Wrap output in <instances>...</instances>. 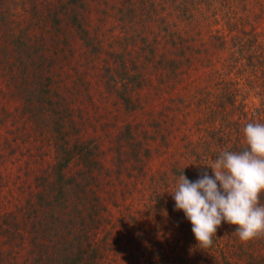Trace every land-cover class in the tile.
Here are the masks:
<instances>
[{
    "label": "rangeland",
    "instance_id": "1",
    "mask_svg": "<svg viewBox=\"0 0 264 264\" xmlns=\"http://www.w3.org/2000/svg\"><path fill=\"white\" fill-rule=\"evenodd\" d=\"M105 1L126 10L134 0H90L89 5L105 9ZM251 2L260 16L264 0ZM94 15V47L83 42V33H75L67 45L50 47L22 15L16 20L24 28L22 38L39 39L33 61L11 47L0 55V264H225L211 249L212 258L201 260L205 257L184 212L177 215L166 200H152L148 213L143 194L155 195V186L165 181L172 187L178 159L190 140L200 139L191 130L194 114L181 115L173 101L177 96L192 99L194 75L185 68L176 80L169 72L142 66L143 57L138 59L116 18ZM261 19H253L254 33L264 36ZM9 26V33L19 38L17 23ZM239 30L230 27L232 36ZM97 55L103 59L96 60ZM240 58L235 54L228 65L243 69L227 72L231 80L239 76L245 87L249 77L252 95L244 94L235 107L248 104L256 115L264 101L258 95L262 80L246 75L251 69ZM262 59L264 55L257 56L252 64ZM48 89L52 106L42 93ZM161 106L168 108L165 116L156 110ZM154 119L164 128L155 127ZM136 150L144 154L140 162L133 155ZM164 195L171 200V191ZM100 211L103 216L98 217ZM102 218L109 222L94 228ZM133 219L137 232H127L124 222L132 224ZM184 225L190 233L179 231ZM221 235L222 240L229 237ZM242 243L246 255L239 254L237 245V253L227 252L231 264H264V235Z\"/></svg>",
    "mask_w": 264,
    "mask_h": 264
},
{
    "label": "trees",
    "instance_id": "2",
    "mask_svg": "<svg viewBox=\"0 0 264 264\" xmlns=\"http://www.w3.org/2000/svg\"><path fill=\"white\" fill-rule=\"evenodd\" d=\"M85 1L0 0L1 58L6 55V47H11L10 50L14 49L18 51L17 54L21 53L24 56L26 54L33 61V45H36L35 43L39 39L30 35L26 36L28 37L26 39L22 38L24 28L21 27L20 22H16L17 19L22 18V15H25L26 21L31 23L34 28L36 27L40 34L36 37L43 39L44 44L50 47L60 44L67 45L68 42L76 39L75 33H83V42L91 47L93 45L91 28L94 29L93 21L96 11L102 15L103 13L112 14L111 16L116 18L118 25L124 28L127 33L128 40L133 42L138 59L143 57L144 65L141 64L142 66L147 64L158 70H164V74L169 72L175 76L176 80L182 76L181 73L186 71L185 68H188L190 75H194V81L190 86L192 99L188 101L184 97L177 96L173 101L177 104L181 115L186 117L188 114H194L191 130L195 128L200 133V139L197 142L190 140L185 154H182L178 159L179 164L172 171V187L169 186L168 181H165L164 186L154 185L155 195L143 192L148 213L149 209L152 211V200L158 202L166 200V203L173 207V212L180 215L183 211L176 209L173 196L171 195V200H169L164 192L171 191L172 194L175 191L176 182L182 173L193 182L197 181L202 175L199 174L203 172H207L214 178L212 169L206 166H210L222 151L245 150L247 147L245 139H241L243 128L250 122L264 123V101L256 115H253L254 112L247 108L248 104L241 107L243 104L240 102V108L235 107L239 98L244 94L246 97L252 95L251 90L247 88L252 85L249 77L245 78L248 79L245 82V87L239 76L231 80L227 72V70L238 72L243 69L241 64L239 68L228 65L233 62L235 54H239L240 60L243 58L248 61V67L251 69V71H245L246 75L254 73V79L262 80V85L258 86L262 92L258 95L264 99V59L252 64L254 58L264 55V36L254 33L253 24V19H257V17L263 19L264 10H261L260 16L255 14L252 10L251 0H134L126 10L117 4L106 1L101 4V6H105V9L98 6L92 7L89 5L90 0L88 3ZM254 21L258 23V20ZM14 22L17 23L18 28H21L19 38H15L12 31L9 33V25ZM231 25H236L242 31L239 30L236 35L232 36ZM246 26L251 27L250 31ZM96 41L100 40L97 38ZM2 43H4L3 46ZM260 47H263V51H256ZM49 50V48L44 49V52H49ZM96 50L98 51V49ZM100 59L103 58L97 55L96 60ZM219 65H222V68ZM110 69L112 68L110 67ZM258 72L262 74V77L255 75ZM176 83L179 82L176 81ZM40 86L43 88V78L40 81ZM116 86H118V82H116ZM142 86L140 82L138 87L142 88ZM125 89H128V86H125ZM42 93L45 94L46 104H49L50 101L52 106L54 104L51 98L52 92L48 89ZM160 93L165 96L169 92L162 91ZM158 96L162 98V96ZM168 101L172 103L170 100ZM193 103L195 109L191 110ZM156 110H160L158 113L165 116L168 108L161 106ZM188 110L189 112H187ZM152 123L157 128H164L161 120L154 119ZM127 135L130 139H134L132 131L128 130ZM133 155L139 162L144 156L139 150H136ZM158 189H161L162 192H158ZM260 204L264 205V194L260 196ZM96 214L99 217L101 211ZM104 221L109 222V219L95 220L94 228ZM126 223L124 222V230L137 232L134 231L136 219H133L132 224ZM190 229L184 225L179 231L186 230L187 233H190ZM236 230L237 226L223 222L216 235L213 236L212 245L207 248L201 247L202 255L205 257L201 260L206 261L205 259H207L208 261L212 258V254L208 250L211 249L216 250L215 256L221 255L225 264H231L232 254L237 253V245L242 250L239 254L246 255L243 243L235 234ZM222 231L225 232V235L229 233L228 239L220 238ZM230 232H233L234 235Z\"/></svg>",
    "mask_w": 264,
    "mask_h": 264
},
{
    "label": "clouds",
    "instance_id": "3",
    "mask_svg": "<svg viewBox=\"0 0 264 264\" xmlns=\"http://www.w3.org/2000/svg\"><path fill=\"white\" fill-rule=\"evenodd\" d=\"M247 147L243 151H222L193 182L183 173L171 194L177 210L191 222L192 232L202 248L210 247L223 222L237 226L242 242L264 235V123L250 122L243 128Z\"/></svg>",
    "mask_w": 264,
    "mask_h": 264
}]
</instances>
